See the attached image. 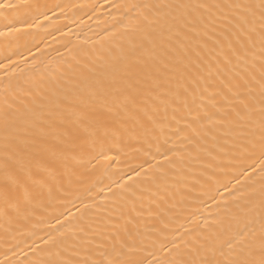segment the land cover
I'll use <instances>...</instances> for the list:
<instances>
[{"label": "bare ground", "instance_id": "6f19581e", "mask_svg": "<svg viewBox=\"0 0 264 264\" xmlns=\"http://www.w3.org/2000/svg\"><path fill=\"white\" fill-rule=\"evenodd\" d=\"M0 264H264V0H0Z\"/></svg>", "mask_w": 264, "mask_h": 264}]
</instances>
